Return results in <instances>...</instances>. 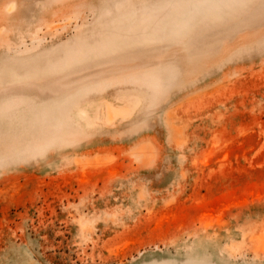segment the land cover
<instances>
[{
    "label": "rangeland",
    "instance_id": "rangeland-1",
    "mask_svg": "<svg viewBox=\"0 0 264 264\" xmlns=\"http://www.w3.org/2000/svg\"><path fill=\"white\" fill-rule=\"evenodd\" d=\"M5 122L0 264H264V0H0Z\"/></svg>",
    "mask_w": 264,
    "mask_h": 264
},
{
    "label": "crops",
    "instance_id": "crops-1",
    "mask_svg": "<svg viewBox=\"0 0 264 264\" xmlns=\"http://www.w3.org/2000/svg\"><path fill=\"white\" fill-rule=\"evenodd\" d=\"M53 79H57L55 78H50L47 79L45 81L42 82H35V81H30V80H26V81H22V82H18V86L20 87H29V88H36V87H40L43 90H46L45 87H47L48 85H50V83L53 81ZM33 91H36V89H33ZM41 92V91H39ZM35 97L34 93L30 91H24L23 92H19V93H15L11 96V100H13V102H15L17 105L21 106V105H25L26 102H28L30 100V98ZM6 126H11L10 123L7 124L5 123H0V127H6Z\"/></svg>",
    "mask_w": 264,
    "mask_h": 264
}]
</instances>
